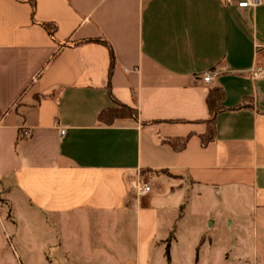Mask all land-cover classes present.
Instances as JSON below:
<instances>
[{
    "label": "crops",
    "instance_id": "1",
    "mask_svg": "<svg viewBox=\"0 0 264 264\" xmlns=\"http://www.w3.org/2000/svg\"><path fill=\"white\" fill-rule=\"evenodd\" d=\"M258 66L264 0H0V195L12 216L0 204V264L14 263L6 236L24 256L20 223L49 230L47 264H257ZM218 86L214 138L203 144L206 96ZM118 104L135 116L99 120ZM187 135L180 150L161 141ZM139 174L150 183L143 196L131 187Z\"/></svg>",
    "mask_w": 264,
    "mask_h": 264
},
{
    "label": "rangeland",
    "instance_id": "2",
    "mask_svg": "<svg viewBox=\"0 0 264 264\" xmlns=\"http://www.w3.org/2000/svg\"><path fill=\"white\" fill-rule=\"evenodd\" d=\"M0 204L5 205L7 218L12 221L11 210L8 204V201L1 197L0 195ZM16 213H20L22 210V206L19 203L15 204ZM34 226H30L29 224L23 225L20 223L19 225V233L22 237V242L25 244V250H23L24 256H18L17 246L14 241H12L11 236H6V248L10 251L11 256L13 257V264H47L44 260L43 253L41 251V245L44 243V240L50 239L51 235L49 230L44 229L41 224H37V231H33ZM258 259L255 261L257 264H264V250ZM232 264H251L253 259L249 257L243 256H235L232 257Z\"/></svg>",
    "mask_w": 264,
    "mask_h": 264
},
{
    "label": "trees",
    "instance_id": "3",
    "mask_svg": "<svg viewBox=\"0 0 264 264\" xmlns=\"http://www.w3.org/2000/svg\"><path fill=\"white\" fill-rule=\"evenodd\" d=\"M43 25L48 29L49 33L52 35L55 31V25L54 24H49V23H43ZM85 41H91L90 39L85 40ZM100 41V40H98ZM104 42V41H101ZM110 51V71H111V66L113 64V54L112 50L109 47ZM109 71V72H110ZM224 98V91L221 87H213L208 90L207 96H206V102L209 108V118L206 121V131L204 134L200 136L201 142L203 144H206L210 140L214 138L215 134V126H214V115L217 110L221 108V101ZM133 115L135 116V110L133 108H130L129 106H126L125 104H118V107L115 108H107L105 110H102L98 114V118L100 121L103 122H109L111 119L119 116H124V115ZM189 138V135L185 137H167V138H162L161 141L169 143L175 150H180L182 149L187 140ZM165 254L167 257V260L169 259V254H168V245H166L165 249Z\"/></svg>",
    "mask_w": 264,
    "mask_h": 264
},
{
    "label": "built area",
    "instance_id": "4",
    "mask_svg": "<svg viewBox=\"0 0 264 264\" xmlns=\"http://www.w3.org/2000/svg\"><path fill=\"white\" fill-rule=\"evenodd\" d=\"M262 3V0H237L238 7H249L256 6ZM256 76L264 77V66H258L254 70ZM212 72L206 71L201 79L204 82H211ZM1 121V120H0ZM64 134V130H60V135ZM23 137L27 138L30 135V131L28 129H24L22 132ZM131 187L135 190L138 196H143L150 191V183L145 180L143 176L140 174L134 181H131Z\"/></svg>",
    "mask_w": 264,
    "mask_h": 264
}]
</instances>
